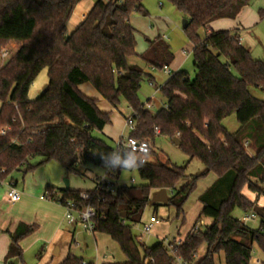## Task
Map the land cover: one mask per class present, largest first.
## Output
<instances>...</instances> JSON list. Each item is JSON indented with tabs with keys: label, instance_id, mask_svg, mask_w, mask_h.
Instances as JSON below:
<instances>
[{
	"label": "trees",
	"instance_id": "trees-1",
	"mask_svg": "<svg viewBox=\"0 0 264 264\" xmlns=\"http://www.w3.org/2000/svg\"><path fill=\"white\" fill-rule=\"evenodd\" d=\"M81 1L0 0V53L10 44L19 46L0 68V129L11 128L8 135L0 136V181L38 158L42 160L38 166L56 162L68 174L83 177L80 165L102 164L111 157L115 147L94 137L111 123L110 115L79 89L91 84L111 107L126 102L135 122L129 140L145 144L149 155L155 156L150 144L158 129L160 136L179 141L189 162L203 165L200 174L177 190L187 167L168 159L140 161L137 152L125 150L124 170L136 169L146 185L122 186L114 193L90 191L95 233L109 236L120 247L124 264H177L178 260L216 264L221 254L225 264H250L255 246L264 255V209L257 205L259 196H264V101L250 92L264 94V63L253 59L235 32L212 30L217 21L236 20L252 0H165L188 20L183 30L194 47L195 77L185 71L174 73L161 88L167 102L156 114L139 99L142 83L151 75L131 61L162 71L172 65L174 55L161 38L151 41L146 53L137 52V31L130 17L148 15L144 0H97L68 34L67 25ZM259 17L264 20V9ZM202 30L205 39L200 37ZM44 70L47 89L30 101V88ZM232 115L240 126L233 134L222 126ZM209 175L216 181L199 198L202 210L194 225L202 218L211 220L204 231L192 230L177 246L159 242L146 247L137 242L133 229L141 223L154 192L167 190L171 197L167 206L176 209L179 219L200 180ZM244 190L256 194V199L247 198ZM82 193L46 188L51 199L61 196V204L72 201L80 208L87 205L80 200ZM235 210L258 216L259 228L236 219ZM36 229L22 224L10 235L6 262L22 260L21 243ZM203 246L206 253L197 260ZM83 263L69 256L60 264Z\"/></svg>",
	"mask_w": 264,
	"mask_h": 264
},
{
	"label": "rangeland",
	"instance_id": "rangeland-1",
	"mask_svg": "<svg viewBox=\"0 0 264 264\" xmlns=\"http://www.w3.org/2000/svg\"><path fill=\"white\" fill-rule=\"evenodd\" d=\"M95 1L96 0H82L78 4L69 22L67 28L68 33H71L72 30L70 29H72L73 25H75L80 19L79 17L82 14L89 12ZM143 7L148 14L147 16H143L140 13H133L130 17L131 25L137 31V52L139 54L146 53L149 50L151 41H155L157 38L163 39L165 36V42L170 46V49L175 56L173 67H169L170 71H185L191 78H194L195 69L192 57L193 45L188 40L183 30V22L186 20L185 15L180 13L171 3L165 0H144ZM261 9H264V0L251 1L248 10L252 14L250 16L251 18H258V26H254L253 29L247 33L249 36H251V34L256 35L255 45H257V47L253 48V52L251 54L253 59L264 62V20L261 21L259 18V11ZM217 24L215 25V28L220 27V23ZM255 29L256 33H254ZM206 36L207 33L202 30L200 32V37L205 39ZM18 49V45L10 44L7 48L2 50L0 53V68L9 62ZM184 50L187 51L185 54ZM4 52H7V56L2 58V54ZM131 63L140 66V68L145 69V71L151 75V77L144 79L139 92V99L141 103L145 105L146 109H148L152 114H156L166 105V97L161 91V88L170 77L167 76L163 70L161 71L147 68L144 63L136 59H132ZM233 74L239 77L235 70H233ZM151 82L153 85H151ZM47 85L48 75L47 70H44L30 88L29 100L34 101L39 98ZM84 86H88L89 88H93V90H95L91 84H86ZM88 92L89 91H86V93ZM94 92H96L95 97L100 98V100L107 105L101 95L97 93V91ZM250 92L255 97L264 101L263 93L255 89H251ZM88 98L96 100L92 98V96H89ZM1 105L2 104L0 103V109ZM98 108L101 112L102 110L105 111L102 106H98ZM110 108L112 109L109 113L111 123L106 127L104 132H94V137L103 139L109 145L113 146L115 144L112 139H129L130 130L126 126V119L133 115V111L123 100L120 102L117 109L111 106ZM222 126L232 134L236 133L240 128L235 115L226 118L222 122ZM10 132L11 128L8 127L7 135ZM104 134L107 135V138ZM11 140L12 142H16V139ZM150 147L155 152V156L152 158L149 154H147L149 157L148 159L153 160L154 157L161 161H166L168 159L173 165L178 167H187L186 178L179 182L177 190L184 187L190 181L191 177L200 174L203 170V165L200 161L193 160L189 162L188 156L179 148V146H176L174 142L165 136H156L154 143L150 144ZM137 156L138 159L142 161L146 160L145 154L138 153ZM41 161L42 160L39 158L31 161L30 166H26L20 172H15L3 179V185L5 186L12 181H16L19 189L25 190L27 195H30V197L38 199L39 196H43L45 194L47 186H53L57 189H65L66 181L70 182V189L72 190H90L94 186L92 178L95 175L101 177L105 174V169L102 166L83 163L80 165V171L85 172V175L83 177H78L68 174L65 169L56 162H49L38 166ZM213 178L214 175H209L208 177L200 180L197 189L189 197L183 207L184 216L179 219L176 218V209L173 206L168 207L159 204L158 207H154L152 205H148L144 211L141 223L133 229V234L136 237H139L141 235V227L144 224H147L152 217H156L160 224L154 228L153 232L149 236L143 237L144 245L146 247H153L162 241H172L170 245L177 246L178 241L173 240L184 239L190 232L202 210L199 198L208 189V187H210ZM93 180L95 183V179ZM110 182L114 184L115 189L122 186L146 185V182L140 178L136 169L124 170L119 179L110 180ZM2 188L3 187L0 185V190ZM261 190L264 192V185L261 186ZM0 195L4 196V192H0ZM244 195L250 200L256 199V194L248 190H244ZM2 196H0V200ZM44 202L49 203V201ZM257 205L259 208L264 209L263 195L259 196ZM9 206L10 205L6 204L5 209ZM0 215H3L2 210H0ZM15 216L16 213L14 210L9 212L6 211L3 215L4 218L8 217V219H13ZM233 216L244 222L251 229L259 228L260 218L256 215L253 220L245 221L247 214H244L240 210H235ZM201 220L206 223V226L210 225L208 219L202 218ZM65 230L66 229L64 228L63 231L60 232L55 242L56 245H60L61 247V253L59 255L55 254L57 247L54 246L55 244L48 245L50 241L49 231L46 230L40 233L37 228L33 235L26 238L22 242V260L13 261L11 264H60L66 258L69 251L75 257L83 259L85 263L122 264L126 261V257L120 247L112 241L109 236L100 233H96L95 236H93V234L85 232L81 227L76 230L74 235H72V231L70 234L65 233ZM40 236H42L43 240H38ZM46 246H48L47 250L42 252V248H46ZM205 251L206 246H203L198 253L197 260L204 255ZM258 260L261 261L260 264H264V255L259 248L255 246L250 264H258ZM216 264H225L223 254L217 257Z\"/></svg>",
	"mask_w": 264,
	"mask_h": 264
},
{
	"label": "crops",
	"instance_id": "crops-1",
	"mask_svg": "<svg viewBox=\"0 0 264 264\" xmlns=\"http://www.w3.org/2000/svg\"><path fill=\"white\" fill-rule=\"evenodd\" d=\"M248 7L244 8L243 11L241 12V14L238 16V18L236 20H234V21H231V20H220V21H217V22L213 23L212 24V30L213 31H231V32H235L238 35V37L240 38L242 46L245 47L246 49H248L250 51V53L252 54L253 48L257 47V45H255V43H256V35L255 34H251V36H249L247 32H250L253 29L254 26L255 27L258 26V21H257L258 18L257 17H254V18L250 17L252 14L249 12ZM87 14H88V12L82 14L79 17L80 19L76 22L75 25H73V28L70 29V30H72L71 33L76 29V27L81 22H83V20L87 16ZM261 21H263V20H261ZM263 22H261V23H263ZM217 23H220V27L219 28H217V27L215 28V25ZM68 25H69V23H68ZM68 25H67V28H68ZM71 33H68V34H71ZM254 33H256V29H255ZM163 40L164 41L166 40L165 36H164ZM193 50H194V47H193ZM185 52H187V51L184 50V54H185ZM192 53H193V51H192ZM174 62H175V56H174V61H173L172 65H171L172 67H173ZM169 71H170V69H169ZM170 72H172V71H170ZM176 72H178V70H175L174 72H172V74H174ZM151 85H153L152 82H151ZM83 87L81 86L79 88L80 91L85 96H88V97L92 96V98L96 99V101H98V106L99 107L102 106L104 108V110H105V111L102 110V112H104V113H110L111 112L112 109L110 108V105L105 100L104 101L107 103L108 106L106 104H104V102H102V100H100V98L95 97V93L96 92H94V91H96V90H93V88H89L88 86L85 87L84 85H83ZM86 91H89L90 93L89 92L86 93ZM105 129H104V131H105ZM104 135L107 138V135L106 134H104ZM112 140H113L114 144L116 145V143L119 142L121 139L120 140L112 139ZM115 145H113L112 147H115ZM150 156L153 158L152 155H150ZM145 158H146L145 161H149V162L156 161V157H154V159L151 160V159H148L149 158L148 155H145ZM97 165L98 166H102L105 169L104 163L97 164ZM81 172L83 173V176H84L85 172H83V171H81ZM121 174H120V176H121ZM120 176H119V178H120ZM96 178H98L97 175H95L92 178V182H93V185H94L92 189H90V190H74V191H82V192L93 191L94 188H95V183H94L93 179H96ZM215 181H216V177L214 176V178L211 181L210 187L215 183ZM3 184L4 183L2 181H0V185H1V187H3L0 190V192H4V196L0 195V196H2L1 200H0V210H2V214L3 215L5 214L6 211L9 212V211L14 210L15 213H16V216L13 219L12 218L8 219V217L4 218L3 215H0V264H2V263L10 264V263L6 262V257H7V254H8V251H9V247H10V244H11L10 235L14 234L16 232V230L18 229V227L20 225H22V224L27 225V226H36V228H38V232H40V233L43 232V231L48 230L49 231V235H50V241H49L48 245H54L55 244L54 246H57L55 254L59 255L61 253V247H60V245H56L55 242H56L57 237L59 236L60 232L63 231V229L65 228L66 229L65 233L70 234V232L72 231L71 233H72V235H74V233L79 228V226H69V225H67V223L65 221V218H64L65 210H64V208L62 206H60L58 204L51 203V202L45 203L44 201L41 200V198L46 194V191H45V194L43 196H39V198L37 199V198L30 197V195H27L25 190L19 189L17 187L18 183L16 181L15 182L12 181V182H10L9 184H7L5 186ZM10 185L15 186L16 189L19 191L20 199H19V201L17 203H11L8 200V198H7V192H8V189H9ZM50 187H53V186H50ZM210 187H208V188H210ZM53 188H55V187H53ZM55 189L56 190H63V189H57V188H55ZM6 204H8L10 206L6 207V209H5V205ZM197 220L195 221L194 225L196 224ZM200 222H203L204 229H205L207 227L206 223L203 220H200L198 223H200ZM209 222L211 224L212 221L209 220ZM194 225L191 228L190 232L193 230ZM95 234H93V236H95ZM188 234L186 235V237L188 236ZM186 237L184 239H179V240L174 239L173 241H178V245H181V244H183L185 242ZM38 240H43L42 236H40ZM162 242L167 246L172 241L171 242L162 241ZM21 245H22V243H21ZM47 248H48V246H46V248H42V252L46 251ZM205 253H206V251H205ZM205 253H204V255H205ZM69 256H74V255H72L70 253V251H69L67 256H66V258L69 257ZM202 257H200V259ZM200 259H198V260H200ZM124 263H126V261ZM124 263H122V264H124ZM105 264H115V263H105Z\"/></svg>",
	"mask_w": 264,
	"mask_h": 264
},
{
	"label": "built area",
	"instance_id": "built-area-1",
	"mask_svg": "<svg viewBox=\"0 0 264 264\" xmlns=\"http://www.w3.org/2000/svg\"><path fill=\"white\" fill-rule=\"evenodd\" d=\"M97 1V0H96ZM7 56V52H4L2 54V58H5ZM165 74L169 77H172V72L169 71L168 68H165L163 70ZM126 126L130 130V133L135 130V122L133 120V116L129 117L126 120ZM8 133V127H4L0 130V136H6ZM155 135L160 136V131L158 129H155ZM125 150H132L139 154H145L147 155L149 153V149L145 144H138L131 140H123L121 139L119 142L116 143L115 149L111 157L104 162L105 166V174L101 177H98L95 179V188L93 191L101 193V192H110L114 193L115 188L114 184L110 182V180H116V175L120 172L122 173L124 169L126 168V162L123 159V153ZM140 160V159H138ZM142 161V160H140ZM7 198L11 203H17L20 199L19 191L16 189L15 186L10 185L8 192H7ZM93 199V195L90 192H84L80 195V200L87 205L85 207H79L76 203L72 201H67L64 204H61L60 201L62 200L61 196H55V199H51L47 194H45L41 200L42 201H49L54 204H58L62 206L65 210V221L67 225L69 226H79L81 227L85 232L89 234H95V224L94 220L96 218V211L91 205V201ZM255 218L254 214H249L245 217V221H251ZM160 222L156 217H152L150 221L147 224H144L141 227L140 233L141 235L137 237V242L139 244H143V237L149 236L154 228L159 225ZM204 224L203 222L198 223L193 231L200 232L204 231ZM258 264L261 263L260 260L257 261ZM86 264V263H83ZM146 264H149V261L146 262ZM177 264H183L181 261H177Z\"/></svg>",
	"mask_w": 264,
	"mask_h": 264
},
{
	"label": "water",
	"instance_id": "water-1",
	"mask_svg": "<svg viewBox=\"0 0 264 264\" xmlns=\"http://www.w3.org/2000/svg\"><path fill=\"white\" fill-rule=\"evenodd\" d=\"M187 23H188V20H185L183 22V28L186 27ZM46 89H47V87L45 88V90ZM174 143H175L176 146H179V144H180L177 139L174 140ZM69 188H70V183H69V181H66V189H69ZM170 200H171V197L169 196L167 190L163 189V190L154 192L152 194V197H151V200L149 202V205L153 206V205H156V204H161V205L167 206L169 204ZM256 210L257 209H255V212H257Z\"/></svg>",
	"mask_w": 264,
	"mask_h": 264
}]
</instances>
